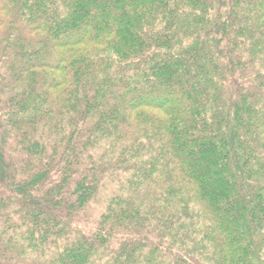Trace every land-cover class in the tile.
<instances>
[{
  "label": "trees",
  "instance_id": "1",
  "mask_svg": "<svg viewBox=\"0 0 264 264\" xmlns=\"http://www.w3.org/2000/svg\"><path fill=\"white\" fill-rule=\"evenodd\" d=\"M0 264H264V0H0Z\"/></svg>",
  "mask_w": 264,
  "mask_h": 264
}]
</instances>
